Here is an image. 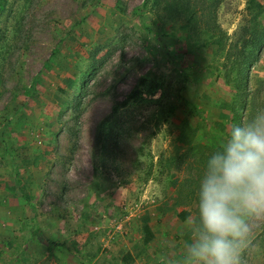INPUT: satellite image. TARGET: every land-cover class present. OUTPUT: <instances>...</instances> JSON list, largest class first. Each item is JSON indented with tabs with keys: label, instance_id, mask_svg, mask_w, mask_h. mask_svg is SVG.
Masks as SVG:
<instances>
[{
	"label": "rangeland",
	"instance_id": "rangeland-1",
	"mask_svg": "<svg viewBox=\"0 0 264 264\" xmlns=\"http://www.w3.org/2000/svg\"><path fill=\"white\" fill-rule=\"evenodd\" d=\"M157 1L4 0L0 264H185L204 163L264 105V0Z\"/></svg>",
	"mask_w": 264,
	"mask_h": 264
},
{
	"label": "clouds",
	"instance_id": "clouds-1",
	"mask_svg": "<svg viewBox=\"0 0 264 264\" xmlns=\"http://www.w3.org/2000/svg\"><path fill=\"white\" fill-rule=\"evenodd\" d=\"M254 220H264V105L233 123L204 163L185 264H241Z\"/></svg>",
	"mask_w": 264,
	"mask_h": 264
},
{
	"label": "trees",
	"instance_id": "trees-1",
	"mask_svg": "<svg viewBox=\"0 0 264 264\" xmlns=\"http://www.w3.org/2000/svg\"><path fill=\"white\" fill-rule=\"evenodd\" d=\"M159 2H161V0H158L157 4ZM3 4H4V0H0V11L2 9ZM141 22H143L145 24L147 23L146 20H142V19H141ZM157 88H158V86L155 83L149 82V80L147 78L139 79L137 88L132 90L128 94V96L125 98V100H123L122 102L112 106L111 114L116 115L120 108L126 107L129 104L136 102L139 98L142 97L143 94L153 95ZM173 109H174V107H170L168 110L169 113H171L173 111ZM158 112L155 114L156 119H154V122L152 123V126H151L152 128L148 134L149 137L155 136L158 133L161 124L164 121H167V118L163 117L161 114H158ZM153 115H154V113H152V116ZM142 232H143V244L146 245V244L150 243L152 241V238H153V233H152V231L148 225V222H146V221L142 222Z\"/></svg>",
	"mask_w": 264,
	"mask_h": 264
}]
</instances>
